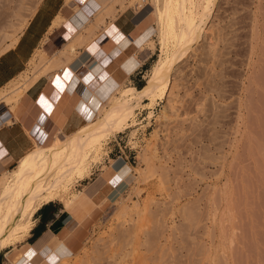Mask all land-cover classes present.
Listing matches in <instances>:
<instances>
[{
  "label": "rangeland",
  "instance_id": "374dc122",
  "mask_svg": "<svg viewBox=\"0 0 264 264\" xmlns=\"http://www.w3.org/2000/svg\"><path fill=\"white\" fill-rule=\"evenodd\" d=\"M37 1L0 0V31L4 27L9 29L5 25L14 17L18 19L19 11L20 17L31 15ZM116 2L106 3L116 10L114 16L123 11L119 20L142 15L137 28L144 23L147 26L143 30L155 28L153 19H148L152 13L151 0H143L139 10L127 0ZM210 12L206 30L171 71L176 84L173 115L159 116L165 105L161 98L154 102L147 118L150 109L142 100L133 114L126 115L128 128L106 140L107 154L91 166V173L74 182V192L88 197L94 193L91 198L97 207L84 221L75 223V229L60 233L68 234L63 243L72 251L64 264H131V259L132 264H220L219 261L264 264V86H261L264 85V0H215ZM114 16L106 18L109 21ZM105 21L104 18L98 25ZM75 36L76 33L72 37ZM149 39L121 51L111 65L112 70L121 72L118 63L124 57L127 60L135 56L140 65L115 82L135 88L146 83L151 69L165 56L161 55L154 32ZM46 53L51 52L46 50ZM71 55H76V51ZM123 62L121 67L125 71ZM35 68L26 66L28 76L39 72ZM55 72L52 70L50 74ZM117 72L116 76L120 75ZM101 102L106 103L105 99ZM251 111L255 112V118ZM247 117L254 118L258 127L249 129ZM51 141L52 135L43 146ZM148 141L153 143L159 158L154 159V172L148 177L145 174L142 180L131 169L145 168L138 159ZM119 171L123 180L112 181ZM145 171L146 168L142 172ZM89 188L94 189L92 193L87 192ZM149 199H156L157 204H150L149 211L137 222L138 229L128 234L131 219L135 217L131 202L142 206ZM124 206L125 214L121 210ZM158 220L164 222L160 221V225ZM161 226L166 227L164 235ZM158 234L160 247L153 246L152 235ZM25 241L1 249L0 264H42L46 253L40 254L41 259L32 258L33 254L28 255L32 247ZM200 244L206 245L205 251L200 249Z\"/></svg>",
  "mask_w": 264,
  "mask_h": 264
},
{
  "label": "bare ground",
  "instance_id": "6f19581e",
  "mask_svg": "<svg viewBox=\"0 0 264 264\" xmlns=\"http://www.w3.org/2000/svg\"><path fill=\"white\" fill-rule=\"evenodd\" d=\"M114 1L123 2L124 0H113V2ZM127 1L128 4L133 5L136 10H139L143 7V0H127ZM151 1L153 4L152 13L149 15L150 17L148 16L149 17L148 19L150 20L153 19L155 28L152 29L148 28L147 30H144L142 34H140L141 33L140 31L136 35L134 34L131 37L136 36L138 39L135 40V43L137 44V46H140L142 43L148 42L150 40L149 39L150 34L154 32L157 35V40L160 44L161 55L165 54V56L159 59L157 67L151 69L150 73L146 78L145 81L146 83L140 88L137 87L135 88L132 85H122L119 82L113 81L115 82V84L113 85L111 84L109 88L106 87L103 90V92L105 93L104 96V99L106 101L105 104H102L101 98L98 96L99 94L98 89L100 90L101 86L95 91L92 90L90 91L89 89L86 88V90L82 93L81 98L82 100H85L88 96H90L93 100L94 107L92 108L93 113L91 114V117L87 118L84 124H82L79 128L72 131L71 133L64 134L63 138H59L57 133H54V131L47 134V137L45 139L46 141L47 138L50 135H52V141L48 145L43 146L46 141L45 142L43 141L41 143L35 142L34 147L18 161L15 167L0 173V250L10 246L15 247L16 242L21 241L28 233L30 227L32 226L33 224L31 220L32 213L41 204L48 202L50 200L58 199L60 201H63L65 203V207L70 209L73 218L76 220L75 221L76 225L77 223H80L84 221L86 218H88L97 207L96 202L91 198L93 195L91 197H88L86 194L81 195V192L79 191L74 192L72 190V187L74 185V182L83 179L89 173H91L90 172L91 166L97 161L100 162V159L107 154L106 148L104 146L106 140L110 136H114L115 133L123 132L126 128H128V125L126 123V115L129 113L133 114V109L135 107H138V105L141 104L142 100H145L144 105L150 109L154 104V102L157 99H161V98H164L165 105H164V109L162 110L159 116L166 117V115L168 114L170 115L173 113L175 109V105L173 103L174 95H175L173 93V89H174L173 87L175 82L173 83L172 80L173 76H171L172 74L171 71L173 70L174 64L178 60H181L184 55H186V52L191 47L192 43H194L197 39H199V36L202 35V32L206 30L205 29L206 18L208 17L209 13H211L210 9L211 7H213V3L215 0H151ZM106 2L107 0H96L97 3L96 8L92 9L94 11L93 13H91V16L89 17L84 13L82 14L81 12H79L81 20L78 22V25H76L77 36H75V38L72 37L74 40L72 39L67 43H63L60 49H58L52 56H47L44 53V51H39L37 55L38 56L37 61L35 60L36 62H34V60H30V62L34 64V66L37 68L39 72L36 73L35 75H32V77H29L26 69L25 72L19 75V78L17 80L8 84L7 87L3 88L0 91V101H3V103L10 105L9 108L11 109V111H13L15 104L20 100L22 94L25 93L24 89H26L27 86L31 84V82L35 78H37L40 74L51 75L50 72L52 70L53 72H55L54 70L56 69L59 70V68L61 67V63L63 62V61L61 62L60 60L62 57L66 58L67 60L66 62L73 60L70 58L73 57V55H71L72 52L76 51L75 50L76 45L80 46L81 44L88 42V40H91V37L94 36V32H95L94 28H96L98 23H102L104 18H106L107 16L109 18L114 16V10H115L114 7H111V4L109 6V3L107 4ZM17 14L20 15V11ZM19 15H18V19L14 17L16 21L15 19L14 20L11 19V21H8V23L5 25L6 27H9V29H6L4 27L3 30L0 31L1 32L0 52H3L5 49L11 47L16 42L19 33L22 31L28 18L30 17V14L28 16L24 15L21 17ZM64 19L65 17L63 15L61 14L57 15L53 20V25L57 26ZM74 19L76 21V18ZM148 19L146 21H148ZM146 26L147 25L145 23L141 24V26L138 29L142 27L144 28ZM143 28L141 30H143ZM130 41L131 40H129V38H124L120 43H117L118 45L117 49H122ZM114 47L115 45L113 44L107 50V52L109 53L107 56H105V61L111 58L112 55H114V50H112ZM133 63L134 61L131 62V59L128 60L127 64L124 67L125 71L129 72L130 70H132L135 67V64ZM98 69L99 67L97 65L94 70V73L97 72ZM261 70L259 69V71ZM257 76L256 79H258ZM259 78H261V75ZM263 78L262 80L261 79L260 80L263 81ZM256 81H259V79ZM257 83L260 85L261 82L260 83L257 82ZM251 88L253 89L255 87H251ZM248 98H250V96ZM259 102L261 103V101ZM257 103L256 105H258ZM251 104L254 103L252 102ZM256 108H258V106ZM151 112L152 110L150 109L148 111L147 118H150L149 116L151 115ZM256 112L259 113V111ZM251 115H255V112L254 114H252L251 111ZM249 117L251 118V116ZM249 117H247L248 118L247 121L249 122L248 124L249 129L255 126L258 127L257 125L258 122L255 121L254 119L256 115L253 116L254 118L252 119H249ZM152 145L153 143H151V141H148L146 147L143 149L138 159L140 162L145 164L146 171L142 172L145 170V168H142L141 171L140 169L141 167H136L131 169L132 171H134V173L132 172L131 173L137 175V177L138 175L139 177L141 176L142 180L146 178L145 174H148L147 175L148 177L149 174L151 175L154 172V168L156 166L153 164L154 159L159 158L156 156L157 154L155 153ZM131 173L128 174L126 177H129ZM122 176L123 174H121V172L119 171L117 174L114 175V177L111 178V180L114 182H117L118 180H123ZM151 203L157 204V200L149 199L143 202L142 206H140L138 202L136 203V201L134 202V204L131 202L133 206V207L131 206V208L133 213L135 214V217L131 219L132 224L130 223L131 224L130 226L129 224L126 225L129 226V228L127 229L128 234H130L132 230H133L132 232L136 231L137 222H139L138 220L140 219L141 215L144 214L145 211L147 210L149 211V207ZM125 204L126 203H124V205ZM127 207L128 205H126V209ZM121 210L124 212L125 206ZM166 211L168 212V210ZM228 212L230 211L228 210ZM118 217L119 216L117 214V218ZM142 219L144 218L142 217L141 220ZM160 221L159 223L161 225ZM163 222L164 221H162V223ZM155 224L158 223L155 222ZM162 229L163 227L161 228V231ZM164 229L162 231V234L164 233ZM159 233L161 234V232ZM160 234H158L157 236H155L156 234L152 235L154 236L153 246L154 245L159 246V244H157L158 243L157 237ZM58 241H59L58 238H54L53 241L50 242L49 244L50 246H46L47 248L45 250L49 249L50 247L55 249V246L57 245ZM205 247L206 245L202 244L200 249L202 251H205L206 250ZM234 247L236 248V245ZM44 248L45 247H43L42 249ZM148 248L151 249L150 246ZM132 249H133L132 251L134 252L135 251L134 247H132ZM31 250L30 252H28L29 254L32 252ZM44 253H46V251ZM71 254L72 251L69 248L65 250V248L62 245V246H58V248L55 249V251H52L48 255H46L45 260L50 264H64L66 261H68L67 259L71 257ZM134 256L137 257V254H135ZM136 259L134 258V260ZM131 260L133 261V259ZM132 261H130L131 264L133 263ZM219 262L220 264L222 263L225 264V261H219Z\"/></svg>",
  "mask_w": 264,
  "mask_h": 264
},
{
  "label": "crops",
  "instance_id": "0c3cea01",
  "mask_svg": "<svg viewBox=\"0 0 264 264\" xmlns=\"http://www.w3.org/2000/svg\"><path fill=\"white\" fill-rule=\"evenodd\" d=\"M96 4L95 0H38L16 42L0 52V91L17 80L19 75L26 71V66L34 65L30 60L37 61L38 51H44L47 56H52L63 43L70 41L74 33H77L76 25L81 20L79 12L89 17L94 11L92 9L96 8ZM122 13L123 11H119L109 21L108 18H105L107 21L95 28L91 40H88L87 44L78 45V51L75 48L77 55L70 58L73 59L69 61L70 63L62 57L60 59L61 62L63 61L61 67L59 70L56 69L54 74H40L35 78L24 89L25 93L15 104L13 111L9 108L10 105L0 101V173L15 167L18 161L34 147L35 142L46 141L47 134L53 131L59 135L71 133L91 117L94 107L92 98L90 96L85 100L81 98L86 88L95 91L101 86L100 90L98 89V96L104 99L103 90L106 87L109 88L111 84H115L113 81L124 78L122 74L128 76L133 69L140 65L135 56L130 57L131 62L134 61L135 67L129 72H125L121 67V63L127 58L124 57L118 63L122 73L111 68L121 51L137 46L135 42L130 41L122 49H117L116 41L125 36H129L127 37L129 40L134 39L135 41L138 38L131 36L140 31L142 34L144 31L141 30L143 27L137 28L138 20L142 15L119 20ZM59 14L63 15L65 19L54 26L53 20ZM113 44L115 47L112 50L115 55L105 61V56L109 53L107 50ZM46 50L51 53L47 54ZM130 59L125 60L122 65L125 66ZM97 65L99 69L94 73ZM116 72L121 76H116ZM66 73L70 75L66 77ZM29 77H32V73L29 74ZM57 80L61 87H57ZM108 84L109 86H107ZM41 97L47 101V106L40 103ZM93 190V188H89L87 192L92 193ZM56 201V204L45 202L32 213L33 224L25 235V239H22L26 240V245H31L32 258L39 257L41 259L40 254L43 255L46 251V254L42 256V264H50L45 260V257L55 251L58 246L63 245L65 250L68 249L63 243L68 234L60 233L64 229H75L76 220L72 217L71 212L60 200L56 199ZM69 231L68 233H70ZM54 238L59 240L55 249L50 247L45 250ZM43 247L45 248L42 249Z\"/></svg>",
  "mask_w": 264,
  "mask_h": 264
},
{
  "label": "snow or ice",
  "instance_id": "6c2138e0",
  "mask_svg": "<svg viewBox=\"0 0 264 264\" xmlns=\"http://www.w3.org/2000/svg\"><path fill=\"white\" fill-rule=\"evenodd\" d=\"M65 75H66V77H67V76L70 75V74H69V73H66ZM57 87H61V85L59 84V80H57ZM61 90H62V89H61ZM40 103H41L43 106H47V101H46L43 97L40 98Z\"/></svg>",
  "mask_w": 264,
  "mask_h": 264
}]
</instances>
